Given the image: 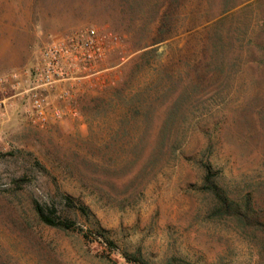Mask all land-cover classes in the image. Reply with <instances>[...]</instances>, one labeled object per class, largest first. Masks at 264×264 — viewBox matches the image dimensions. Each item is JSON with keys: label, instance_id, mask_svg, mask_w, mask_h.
Listing matches in <instances>:
<instances>
[{"label": "rangeland", "instance_id": "rangeland-1", "mask_svg": "<svg viewBox=\"0 0 264 264\" xmlns=\"http://www.w3.org/2000/svg\"><path fill=\"white\" fill-rule=\"evenodd\" d=\"M89 28L62 119L0 93V264H264V0H0V77Z\"/></svg>", "mask_w": 264, "mask_h": 264}, {"label": "built area", "instance_id": "built-area-1", "mask_svg": "<svg viewBox=\"0 0 264 264\" xmlns=\"http://www.w3.org/2000/svg\"><path fill=\"white\" fill-rule=\"evenodd\" d=\"M117 38L94 28L57 38L44 46L28 69L0 77V93L7 85L13 97L25 102L29 117L40 125L62 119L66 113L52 106L49 94L61 84L84 79L104 59L109 42ZM65 91L61 95H67Z\"/></svg>", "mask_w": 264, "mask_h": 264}, {"label": "trees", "instance_id": "trees-1", "mask_svg": "<svg viewBox=\"0 0 264 264\" xmlns=\"http://www.w3.org/2000/svg\"><path fill=\"white\" fill-rule=\"evenodd\" d=\"M35 210H36L39 220L48 226L60 227L64 229H71L75 226V223L71 220H60L59 218L55 216L47 214L40 205H36ZM81 210L84 211L83 208H81Z\"/></svg>", "mask_w": 264, "mask_h": 264}, {"label": "crops", "instance_id": "crops-1", "mask_svg": "<svg viewBox=\"0 0 264 264\" xmlns=\"http://www.w3.org/2000/svg\"><path fill=\"white\" fill-rule=\"evenodd\" d=\"M77 31H80V30H77ZM77 31H75V32H77ZM75 32H74V33H75Z\"/></svg>", "mask_w": 264, "mask_h": 264}]
</instances>
